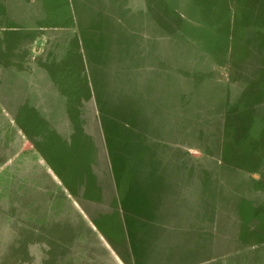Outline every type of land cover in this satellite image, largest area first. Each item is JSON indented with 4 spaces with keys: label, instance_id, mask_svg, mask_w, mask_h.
I'll return each instance as SVG.
<instances>
[{
    "label": "rangeland",
    "instance_id": "374dc122",
    "mask_svg": "<svg viewBox=\"0 0 264 264\" xmlns=\"http://www.w3.org/2000/svg\"><path fill=\"white\" fill-rule=\"evenodd\" d=\"M119 252L264 264V0H0V264Z\"/></svg>",
    "mask_w": 264,
    "mask_h": 264
},
{
    "label": "crops",
    "instance_id": "0c3cea01",
    "mask_svg": "<svg viewBox=\"0 0 264 264\" xmlns=\"http://www.w3.org/2000/svg\"><path fill=\"white\" fill-rule=\"evenodd\" d=\"M22 18H26V22H29L30 23V21H32L33 20V18H38L39 19V21H37L36 23H34L33 25H24V26H27L25 29H24V33L23 34H25V36H26V42L24 43V45H25V48H28V49H30V47L32 46L33 48H34V46L36 45V51H37V53L39 52H41L42 51V49H41V47H39V44L41 45L43 42H42V36H43V17H42V15H41V11H39V10H35V8H33V9H30L29 11H27V12H24V16H21ZM21 18V19H22ZM45 21H48V22H53V21H50V20H48V19H46ZM37 32H39V33H37ZM26 33H28V37H27V35H26ZM42 42V43H41ZM32 48V49H33ZM49 76V75H48ZM71 76L72 75H66V79H65V76L62 74V75H56L55 76V79L56 80H54V79H49L50 80V82H51V84H53V86H57V87H59V89H61L62 90V86L63 87H66V88H68V87H70L71 86V80H70V78H71ZM50 77H52V75L51 76H49V78ZM59 77H63L64 79H62V81H63V83L60 85V81H61V79H60V81H58L59 79H57V78H59ZM79 87V84L78 85H76V89ZM38 89H39V92H41L42 91V88H41V85H39V87H38ZM57 91V90H56ZM70 91V90H69ZM58 92V91H57ZM60 92V91H59ZM60 93H62V92H60ZM75 92H74V90H73V92L71 93V92H69V95L68 96H63V98L64 99H67V98H69V97H72L73 96V94H74ZM66 108V107H65ZM120 204H121V202H120ZM89 220V219H88ZM96 220H100V218H99V216H98V218H94L93 219V221H96ZM100 221H102V220H100ZM94 229V228H93ZM92 229V231L94 232V230ZM101 230V229H100ZM106 231L108 232V234H110V236L112 237V238H114V235L111 233V231H110V228H106ZM103 232V231H102ZM158 234H157V236L158 237H161V238H163V233H162V231H161V234L159 233V232H157ZM16 237H18L17 238V240H18V245H17V249L18 250H20V248H21V246H22V239H23V235L21 234V232L19 231V233L17 232V234H16ZM125 238H126V236L122 239V240H119V239H116V238H114V240H115V242H116V240L118 241H121L120 243L121 244H119V242H117L119 245H121L122 246V250L121 251H124L123 250V248L125 249L126 247H125V243L127 244V247H129L128 246V243H129V241H127L126 242V240H125ZM147 241H149V234H147ZM119 249V248H118ZM120 250V249H119ZM128 251H130L129 249H128ZM31 252V251H30ZM131 252V251H130ZM117 253V252H116ZM120 253V252H119ZM118 257H119V259L122 261V263L123 264H127L126 262V259L127 258H124V256H123V254H121L120 253V255H118V254H116ZM126 261V262H125ZM130 263H132V256L130 257V261H129Z\"/></svg>",
    "mask_w": 264,
    "mask_h": 264
},
{
    "label": "trees",
    "instance_id": "16d2710c",
    "mask_svg": "<svg viewBox=\"0 0 264 264\" xmlns=\"http://www.w3.org/2000/svg\"><path fill=\"white\" fill-rule=\"evenodd\" d=\"M107 134V138H109V135H108V133H106ZM132 157H133V155H126L125 157H124V159H126V160H123L122 161V163H121V159H119V157H118V155L116 154V155H114L113 153H111V156H109V158H111V168H110V173H112L111 174V177H112V179H111V182H113L112 183V187H111V189H112V192L113 191H115V185L117 186V182L115 181V179H117L116 177V175H117V169H118V167H119V163L120 164H122V166H130V164H131V166H133L134 167V165H133V159H132ZM126 161V162H125ZM117 188V187H116ZM114 189V190H113ZM136 189H138V187L136 188ZM136 189H134V184H133V186H132V188H131V190H130V192L131 193H133L134 194V192H136ZM115 193L113 194V196H114V198H115ZM117 197V196H116ZM128 197V196H127ZM126 197V198H127ZM133 197V195H131L129 198L131 199ZM122 200V199H121ZM128 200V199H127ZM123 201H121V203H122ZM125 202H127V201H124L122 204H124ZM122 206V205H121ZM122 208H123V206H122ZM124 210V209H123ZM125 252H126V250H125ZM128 255H129V260H130V257L132 256V254H131V252L130 251H128ZM125 258V257H124ZM126 262V261H125Z\"/></svg>",
    "mask_w": 264,
    "mask_h": 264
}]
</instances>
